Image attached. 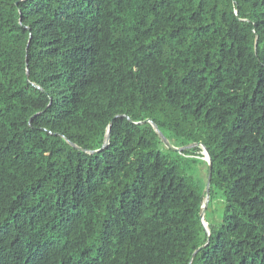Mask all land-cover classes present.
Returning <instances> with one entry per match:
<instances>
[{
	"label": "trees",
	"instance_id": "1",
	"mask_svg": "<svg viewBox=\"0 0 264 264\" xmlns=\"http://www.w3.org/2000/svg\"><path fill=\"white\" fill-rule=\"evenodd\" d=\"M0 264H264V0H0Z\"/></svg>",
	"mask_w": 264,
	"mask_h": 264
},
{
	"label": "rangeland",
	"instance_id": "2",
	"mask_svg": "<svg viewBox=\"0 0 264 264\" xmlns=\"http://www.w3.org/2000/svg\"><path fill=\"white\" fill-rule=\"evenodd\" d=\"M163 152L165 154H167L168 152L166 151V149L162 148ZM197 174H196V169L194 166H192L191 168H184L185 173L188 176H195L197 177V175L202 176V178H204L205 176V166H197ZM200 169V172H199ZM201 173V174H200ZM220 198L218 197L217 201L214 202L211 206V208H209L208 212H207V222L212 223L213 225L217 226L220 222H221V216H222V210L221 207L222 205L219 203ZM206 225V224H205Z\"/></svg>",
	"mask_w": 264,
	"mask_h": 264
},
{
	"label": "water",
	"instance_id": "3",
	"mask_svg": "<svg viewBox=\"0 0 264 264\" xmlns=\"http://www.w3.org/2000/svg\"><path fill=\"white\" fill-rule=\"evenodd\" d=\"M146 122L150 123L149 120H147ZM152 126H153L154 130H155V131L158 133V135L160 136V138H161V140H162V142H163V144L165 145L166 148H168V149H170V150H172V151H176V152H181V151L184 150V149H188V147H187V148H175V147L171 146V145L169 144V142L166 140V138H165L160 132L157 131L156 127H155L154 125H152ZM108 141H109V131L107 132V135H106V138H105L104 145H103L102 149L107 145ZM102 149H100V150H98V151H95V152H92L91 154L99 153ZM202 149H203V153H202V154L204 155L203 160L208 164V167H209V168H208V177H207V186H206V197H205V206H206V204L208 203V200H209L208 186H209V184H210V180H211V171H212V167H211V160H210V158H209V156H208L207 151L205 150L204 147H202ZM205 206L202 207V209H204ZM202 219H203V218L201 217V221H202ZM202 225H203V227H204L205 229L207 228V226H206L203 222H202Z\"/></svg>",
	"mask_w": 264,
	"mask_h": 264
}]
</instances>
